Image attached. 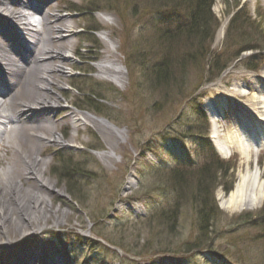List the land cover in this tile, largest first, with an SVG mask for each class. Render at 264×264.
I'll list each match as a JSON object with an SVG mask.
<instances>
[{"label":"rangeland","instance_id":"374dc122","mask_svg":"<svg viewBox=\"0 0 264 264\" xmlns=\"http://www.w3.org/2000/svg\"><path fill=\"white\" fill-rule=\"evenodd\" d=\"M35 1L43 7L41 19L47 18L49 13H58L67 23L75 26L70 42L74 44L72 45L74 52H71L72 56L68 61L63 62L66 76L62 78L50 74L52 81L63 84V88L53 89V92L61 96V104L66 108L57 109L52 113H42L53 118L52 126H57L61 130V133L59 132L61 140L63 136L64 139L59 145L49 143L42 146L41 158L46 162L44 165L46 178L53 182L51 189L54 192L51 191L56 194L51 207L56 211L49 219H45L47 221L42 222L47 230L37 235L38 241L45 244L48 251L56 249L60 254L65 253L67 260H71L72 264H204L206 255L204 251L199 254L194 252L179 255L167 252L158 254L168 250L182 252L181 246L176 244L183 245L186 240L196 236L195 221L187 216V206H182L176 222L177 228L173 229L174 236L164 232L167 231L165 229L162 231L157 220L151 224H147L148 220L140 222L139 216L146 219L142 215L146 211L143 209L144 206L147 209L145 199L149 198L152 202L160 195L157 191L160 186L150 179L152 176L144 181H151L152 185L145 190L141 188L142 178H146L142 175L149 173L151 163L156 162L160 156L167 155L166 153L164 155L160 143H155L159 139L157 136L169 132L174 134L180 127L179 123L193 119V111L197 108H193L192 102L196 100L194 98H199L200 108L207 113L211 109L217 112L221 110V113L215 117L208 113L211 140L212 136H215L216 138H213L215 142L224 141L225 143L222 142L224 144L234 142L229 152L230 158L232 157V161L228 163L231 164V170L224 180V186L231 189L228 192L225 190L220 183L223 180L220 174L215 182V196L219 206L221 207V203L228 200L230 193L246 172L251 174L258 171L264 183V145L260 146L254 141V135L262 130L259 117L263 115L264 110L258 112L252 99L255 94L254 89L264 92V53H262L264 0H214L212 10L220 25L216 28L215 37L211 42L209 39L204 44L207 51L206 53L203 51L201 60L203 58V61L205 60V71L201 72L191 64L183 66V71H177L178 75L181 72L187 82L185 88L181 78L178 79V84L182 83L181 87L176 86L178 84L159 85L153 83L148 74L164 56L167 43V39L158 38L153 29L151 30L156 19L155 13L173 7L178 11L175 14L179 17L186 15L187 11H190L189 7L180 5L179 2L173 3L175 6H159L155 5L157 3L152 4L155 0ZM5 2L9 0H0L1 4ZM74 6L82 9L83 12L70 10ZM242 10L251 21L246 25L245 30L251 37L247 36L245 39L248 40L240 43L236 40L242 38L230 39L233 34L228 31V24L232 17ZM97 13L101 15L98 16ZM3 19L6 20V16ZM8 21L10 22V19ZM58 22L61 25L62 21L58 20ZM222 26L224 31L219 35ZM91 29L103 30L97 33L91 32ZM54 41L60 44L57 38H54ZM192 42L197 43V40L194 38ZM192 42L185 41V46L181 45L173 50L180 53H185L186 49L192 51L190 48V45L193 47ZM107 50L114 52L121 63L124 75L122 83L116 82L111 76L103 77L98 70L99 63L107 60ZM235 53L238 54L236 58L240 57L229 62L228 59ZM254 55L262 61V65L258 63L259 70L256 71L245 66V59L254 58ZM214 57L220 59L223 65L228 63V68L219 78L210 82L208 80L211 75L217 74L211 65ZM194 58L189 55L187 59H191L192 64L200 59L194 60ZM79 72L82 77L92 73L90 78L73 80V77L81 76L78 75ZM70 84H73L74 88ZM93 91L99 92L102 96L100 98L102 100H97L104 111L96 112L89 107L88 110L109 119L122 130L123 136L106 129L102 132L104 136L102 137L93 123L80 125L79 129L74 127L68 116L70 112L77 116L81 111L74 104L85 106L83 102H79L84 99L82 92ZM241 91L248 92L245 98L239 95ZM35 98L36 93L32 91L23 97L24 103H32ZM69 105L72 107L69 108ZM244 112L251 117L247 116L255 125L252 137L248 136L247 130L244 133L240 131L243 123L247 122V119L242 117ZM215 125L219 128L216 133L213 130ZM26 136L24 135L23 141L29 143L25 144L35 148ZM170 142L171 140L168 141ZM175 143L176 152L179 154L187 152L189 155L190 149L198 150L189 139L186 141L178 139ZM106 150L109 151L107 156L98 157L97 151ZM59 155L67 156L77 164L80 169L77 181L80 183V189H84L83 194L71 195L66 184L61 183L60 168L66 165L62 163L63 160L57 158ZM229 156L226 159H229ZM8 165L7 151L4 149L0 152V171L6 169ZM150 191L152 193H149ZM248 193L250 194L249 191ZM114 206H117V209H114ZM263 206L264 197L259 205L251 208L227 210L221 207V209L228 215L227 219L232 220L233 215L238 216L237 214L241 212L256 213ZM127 218L133 223L126 221ZM58 219L62 222L59 226L56 224ZM227 219H222V222H227ZM9 228L10 230L13 228L9 237L18 240L15 243L22 239L25 242L36 234L18 239L16 236L20 234H16L18 231L15 230L18 227ZM244 232L238 231L236 234L240 235ZM4 239L5 236L0 231V241ZM249 243L247 247H250ZM6 247L9 245H0V264H7L2 258L3 249ZM252 250L256 248L249 250L248 256L253 258L256 256L261 260L259 255L263 252L260 251L257 257L256 253L252 254ZM212 260L214 262L213 258ZM239 264L242 262L239 261Z\"/></svg>","mask_w":264,"mask_h":264},{"label":"bare ground","instance_id":"6f19581e","mask_svg":"<svg viewBox=\"0 0 264 264\" xmlns=\"http://www.w3.org/2000/svg\"><path fill=\"white\" fill-rule=\"evenodd\" d=\"M8 4L15 5L12 1ZM8 4L4 3L1 7L7 12V17L20 25L18 28L22 30V37L17 36L11 25L3 22L0 16V151L6 149L9 163L6 169L0 171V231L5 236L0 245H9L3 249L2 256L7 264H67L63 255L58 256L53 249L48 251L43 243L38 241L37 235L47 230L42 222L47 221L45 219H49L56 211L51 207L56 194L51 189L53 182L46 178L44 166L46 162L41 158L42 146L49 143L59 145L62 142L59 128L52 126L53 118L42 113L48 109L65 108L61 104V96L53 92V89L63 88V84L52 81L50 74L62 78L66 76L63 62L68 61L72 56L71 52H74L72 46L74 44L70 42L75 26L67 23L58 13H54L52 16L42 18L44 28L37 30L30 25H34L32 23L34 14L38 10L43 12L39 5L28 0L27 7L16 9ZM58 20L62 21L61 25ZM223 31L224 26L219 35ZM30 37L34 38L33 42L27 41ZM54 38L60 41L59 45ZM106 52L107 60L101 61L98 66L100 74L103 77L111 76L116 82L122 83L124 75L119 59L114 52L110 50ZM9 77L13 79L12 82ZM254 90L255 94L252 96L254 106L264 110V92L260 89ZM32 91L36 93L35 101L24 103L23 97ZM247 93L241 91L239 95L245 98ZM242 114L246 115V112ZM68 118L76 129H79L80 125L93 123L102 137H104L102 132L106 129L123 136L122 130L109 119L90 111H79L77 116L70 112ZM261 119L264 121V114ZM247 125L249 127V124ZM249 128L255 132L251 125ZM24 135H27V139L35 148L25 144L29 142L23 141ZM232 143L228 142L225 149L221 146V153L228 156ZM108 152L97 151V155L103 158ZM247 156L249 158V155ZM248 173L246 172L236 184L228 200L221 203L222 208L232 210L251 208L260 204L264 197V183L258 171ZM25 184L28 186H24ZM56 224L61 225V220L58 219ZM10 226L18 227L15 229L18 231L16 234H20L16 236L18 239L36 234L32 239L20 243L22 239L15 243L17 239L9 237L10 231L13 230V228L10 230ZM28 228L30 230H27ZM13 243L15 244L12 245Z\"/></svg>","mask_w":264,"mask_h":264},{"label":"trees","instance_id":"16d2710c","mask_svg":"<svg viewBox=\"0 0 264 264\" xmlns=\"http://www.w3.org/2000/svg\"><path fill=\"white\" fill-rule=\"evenodd\" d=\"M175 2L189 7L190 11H187L184 17L155 19L151 30L153 29L158 38L167 39V43L164 56L156 63L153 69L150 68L151 73L148 74V77L153 83L159 85H176L178 84V79L181 78L183 88H185V83L187 82L181 75V72L178 75L177 71H183V66H187V64L199 68L201 72L205 71V60L203 61L204 58L201 60L203 51L205 53L207 51L204 44L209 39L211 42L212 38H214L215 30L220 23L215 18L212 10L214 0H155L152 4L175 6L173 4ZM249 22L251 21L243 10L233 16L228 26V31L233 34L230 39H233V37L242 38L241 40H236L240 41V43L248 40L245 38L251 36L245 30ZM194 38L197 40V43L192 42ZM185 41L194 43L193 47L190 45L192 51L186 49L185 53H180V51L173 50L181 45L185 46ZM236 53L228 61L236 57L238 55ZM189 55L191 58L200 59L194 61V64H192V60L187 59ZM213 59L214 62H211V65H213L212 68L216 70V75H218L228 64L223 65V62L221 63L220 59L216 57ZM187 71L188 68L186 73ZM182 83L176 86L181 87ZM101 97L97 91L86 93L84 95V103L99 112L104 111L98 102ZM205 119L204 114H196L188 122L182 121L179 123L181 130L178 128L177 131L182 132L185 130L188 133L197 132L204 134L208 127L202 126ZM67 158L65 156L60 158L66 166L62 169L60 168L62 174L59 173V178H61V183L64 182L66 184L71 195H81L84 193V189H80V183L77 181L78 170L80 171V169L69 157ZM229 170V164H226L215 153H209L203 160L194 163H187L183 160L176 165L163 162L160 165L153 166L147 175H142L146 178H142L141 188L145 190L152 185L153 182L151 181L144 182L152 176L150 179L160 186L157 191H160L162 196L159 198L160 201L156 202L157 204L151 209L146 219L141 218L140 222L148 220L147 224H151L157 220L160 225L159 228L162 231L165 229L167 231L164 232H168L167 234L174 236L173 229L177 228L176 222L181 210L180 208L187 206V216L195 221L194 229L196 230V236H192L190 240H186L183 245L176 244L181 246L182 252H177V250H172L171 252L183 253L207 248L228 260L232 259L236 264H239V261L244 264H264V206L256 213H241L238 216L233 215L231 217L232 220H228V215L223 212L217 202L215 182L220 174L223 179L220 183L224 186V180L227 178ZM224 188L227 192L231 189V187L226 186ZM224 218L227 219V222H222ZM253 229H256V231L251 234L254 231ZM238 231L245 232L244 234L237 235ZM234 234L235 236H233ZM225 241H227L226 244ZM248 243L250 247H247ZM252 244L256 245L252 246ZM252 248H256V250H252V254L256 253L257 257L260 251L263 252V257L259 255L261 260L257 258L260 262L252 256H248L247 252ZM232 250L234 251L232 252ZM239 256L240 258H237ZM206 262L209 263L208 261Z\"/></svg>","mask_w":264,"mask_h":264},{"label":"clouds","instance_id":"9594fccd","mask_svg":"<svg viewBox=\"0 0 264 264\" xmlns=\"http://www.w3.org/2000/svg\"><path fill=\"white\" fill-rule=\"evenodd\" d=\"M98 16H100L101 14L100 13H97Z\"/></svg>","mask_w":264,"mask_h":264}]
</instances>
